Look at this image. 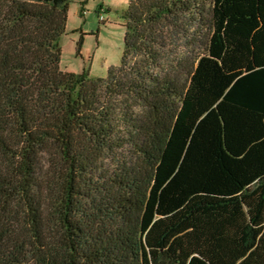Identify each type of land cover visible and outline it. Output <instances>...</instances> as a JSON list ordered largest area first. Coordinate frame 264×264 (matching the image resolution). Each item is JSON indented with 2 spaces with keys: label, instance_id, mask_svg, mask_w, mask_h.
<instances>
[{
  "label": "trees",
  "instance_id": "trees-1",
  "mask_svg": "<svg viewBox=\"0 0 264 264\" xmlns=\"http://www.w3.org/2000/svg\"><path fill=\"white\" fill-rule=\"evenodd\" d=\"M69 2L0 0V264H264V0H129L104 77Z\"/></svg>",
  "mask_w": 264,
  "mask_h": 264
},
{
  "label": "rangeland",
  "instance_id": "rangeland-1",
  "mask_svg": "<svg viewBox=\"0 0 264 264\" xmlns=\"http://www.w3.org/2000/svg\"><path fill=\"white\" fill-rule=\"evenodd\" d=\"M129 0H70L66 31L58 38L60 67L104 77L123 50L122 11ZM79 44V49H78Z\"/></svg>",
  "mask_w": 264,
  "mask_h": 264
}]
</instances>
